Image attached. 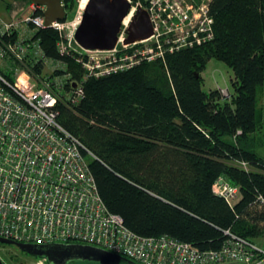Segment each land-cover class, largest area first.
<instances>
[{
  "label": "trees",
  "instance_id": "obj_1",
  "mask_svg": "<svg viewBox=\"0 0 264 264\" xmlns=\"http://www.w3.org/2000/svg\"><path fill=\"white\" fill-rule=\"evenodd\" d=\"M62 2L65 9L77 4ZM210 12L209 41L83 80L75 55L58 51L56 29L35 33L44 55L64 66L52 74L67 75L57 121L83 144L101 198L125 225L202 250L220 248L226 231L264 246V155L254 148L263 128L264 0H211ZM211 58L233 72L229 97L202 88ZM69 80L82 84L77 102ZM221 177L238 187L232 202L214 191Z\"/></svg>",
  "mask_w": 264,
  "mask_h": 264
},
{
  "label": "built area",
  "instance_id": "obj_2",
  "mask_svg": "<svg viewBox=\"0 0 264 264\" xmlns=\"http://www.w3.org/2000/svg\"><path fill=\"white\" fill-rule=\"evenodd\" d=\"M128 1L112 49H85L76 42L74 34L86 5L79 0L69 21L46 25L45 7L36 3L20 17L0 19V69L7 74L0 70V236L25 243L95 246L136 264H264L263 245L229 231L220 248L202 250L168 234L141 235L130 229L101 198L81 141L57 121L55 104L67 75L52 74L64 66L44 55L35 33L39 28L58 31V51L75 55L85 72L82 80L162 59L167 52L214 36L211 0ZM139 8L147 11L152 33L126 42L128 26ZM22 27L26 30L18 31ZM37 63L42 64L39 73L34 69ZM21 72L38 81L30 93L12 79ZM69 83L76 84L68 96L77 102L82 84ZM213 188L227 201L238 196V187L222 177ZM35 264L48 262L38 257Z\"/></svg>",
  "mask_w": 264,
  "mask_h": 264
},
{
  "label": "water",
  "instance_id": "obj_3",
  "mask_svg": "<svg viewBox=\"0 0 264 264\" xmlns=\"http://www.w3.org/2000/svg\"><path fill=\"white\" fill-rule=\"evenodd\" d=\"M45 7L44 23L49 25L54 20H64L66 9L62 0H31ZM130 3L128 0H87L81 20L76 28V42L85 49H112L117 41L121 20L126 15ZM152 25L145 9H138L129 27L126 42L148 37ZM74 83L72 86H75ZM0 242L15 244L22 251L45 257L49 264H66L73 259L91 260L100 264H119L121 256L105 249L76 243H25L0 236ZM128 263L132 260L125 259ZM0 264L5 262L0 257Z\"/></svg>",
  "mask_w": 264,
  "mask_h": 264
},
{
  "label": "rangeland",
  "instance_id": "obj_4",
  "mask_svg": "<svg viewBox=\"0 0 264 264\" xmlns=\"http://www.w3.org/2000/svg\"><path fill=\"white\" fill-rule=\"evenodd\" d=\"M11 0H0V18L5 17L8 15V9L7 4ZM81 0H79L80 2ZM15 2H17L15 0ZM78 2V1H77ZM78 2V3H79ZM15 5V4H13ZM77 7H68L66 9V20L69 21L72 19L76 12ZM24 26V24L22 25ZM23 28V27H22ZM26 29L18 30L20 32H24ZM201 75L203 77L202 81V88L206 91H209L211 89L219 88L220 87V93L223 97H229L230 93L232 91L231 88V81L234 79L233 72L230 67H228L224 61L211 58L207 64L204 70L201 72ZM12 79L14 80V83L18 85L22 90H24L27 93H30L33 91L34 88L38 86V81L36 78L31 77L29 75H26L24 72L19 73L16 77L13 76ZM264 89L258 88L257 96H258V111L262 114L264 110ZM255 151L258 154L264 155V123L262 131L258 133L257 136V142L254 146ZM259 243H264L263 239L259 240ZM9 254V255H8ZM7 260L6 264H35L36 259H34V256H30L28 254H21L18 252L15 248L10 247H2L0 245V257ZM2 258V259H3ZM67 264H70L68 262ZM72 264V263H71ZM75 264H97L94 262H86V261H77ZM136 264V262L134 263Z\"/></svg>",
  "mask_w": 264,
  "mask_h": 264
},
{
  "label": "crops",
  "instance_id": "obj_5",
  "mask_svg": "<svg viewBox=\"0 0 264 264\" xmlns=\"http://www.w3.org/2000/svg\"><path fill=\"white\" fill-rule=\"evenodd\" d=\"M16 1L17 2H15V0H11L8 2V4H7L8 5L7 6L8 15L5 17H2L3 19L9 20V18H11L12 16L20 17L23 14V12L28 13L32 10V3H34V2H32V1L27 2L25 0H16ZM9 3H10V5H9ZM13 4H15V5H13ZM77 5H78V2L76 4V7H77ZM77 10H78V8H77ZM260 117L264 123V110H263V113L261 114ZM260 131H262V129Z\"/></svg>",
  "mask_w": 264,
  "mask_h": 264
},
{
  "label": "flooded vegetation",
  "instance_id": "obj_6",
  "mask_svg": "<svg viewBox=\"0 0 264 264\" xmlns=\"http://www.w3.org/2000/svg\"><path fill=\"white\" fill-rule=\"evenodd\" d=\"M0 245H1V248L7 246V247H10V248H15V249H17L18 252L21 253V254H22V253H23V254H28V253L22 251V250H21L18 246H16L15 244H9V243L0 242ZM8 255H9V254H8ZM28 255H30V256H34V255H31V254H28ZM5 257H6V256L4 255V258L2 257L3 259H2V258H1V259H2V260L5 262V264H6V263H7V260H5ZM77 261H79V262H80V261H83V262H84V261H86V262H94V263L100 264L99 262H96V261L82 260V259H73V260H70V261H68V262H70V264H71V263H72V264H75V262H77ZM68 262H67V263H68ZM67 263H66V264H67ZM119 264H124V261H120Z\"/></svg>",
  "mask_w": 264,
  "mask_h": 264
},
{
  "label": "bare ground",
  "instance_id": "obj_7",
  "mask_svg": "<svg viewBox=\"0 0 264 264\" xmlns=\"http://www.w3.org/2000/svg\"><path fill=\"white\" fill-rule=\"evenodd\" d=\"M87 2V0H81V6H83L84 5V3H86ZM71 20V19H70ZM81 20V19H80ZM60 21H67L66 19H64V20H60ZM130 24H131V22H130ZM129 27H130V25L128 26V35H129ZM41 28H43V27H41ZM137 40H139V39H137ZM137 40H134V41H137ZM133 42V41H132ZM205 42H207V41H205ZM205 42H203V43H205ZM202 43V44H203ZM74 84V83H73ZM74 87V86H73ZM220 88V87H219ZM69 132V131H68ZM70 133V132H69ZM73 135V134H72ZM220 195V194H219ZM38 257H41V256H34V259H36V258H38ZM45 258V257H44ZM123 258V257H122ZM125 259H128V258H123V259H121V261H124V262H127ZM47 260V259H46ZM129 260H131V259H129ZM133 261V260H132ZM47 262H48V260H47ZM133 263H135L134 261H133ZM48 264H49V262H48Z\"/></svg>",
  "mask_w": 264,
  "mask_h": 264
}]
</instances>
